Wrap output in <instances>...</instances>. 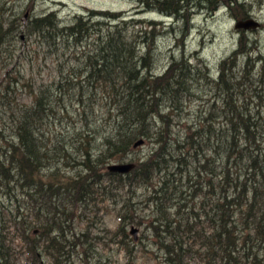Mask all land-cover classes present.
<instances>
[{
	"label": "trees",
	"instance_id": "obj_1",
	"mask_svg": "<svg viewBox=\"0 0 264 264\" xmlns=\"http://www.w3.org/2000/svg\"><path fill=\"white\" fill-rule=\"evenodd\" d=\"M136 1L135 13L128 15L91 9L90 15L80 14L65 25L57 22L55 13L28 20V36H35L58 58L60 74L51 85L39 86L35 102L20 111L16 97L7 103V110H2L6 100L0 101V191L21 204L8 211L0 201V264H14L22 254L27 264H74L82 245L92 246L90 230L71 225L77 216L74 208H83L78 198L92 196L107 212L114 211L110 201H119L107 195L116 196L114 188L120 193L127 188L132 193L144 190L153 215L147 228H152L162 252L159 264H264V59H258V78L251 56L240 69L237 51L222 60L217 77L205 62L196 66L184 57H173L165 72L156 75L149 54L142 51L156 38L150 29L156 23L142 14L157 10L177 17L195 6L213 13L236 0ZM239 5L245 14L243 3ZM90 40L96 43L93 50L81 48ZM62 48L71 51L60 52ZM67 55L77 65L71 72L61 71ZM16 61L14 54L7 66L17 65ZM13 68L3 80L12 76ZM17 74L16 85L23 78L20 68ZM200 85L209 86L213 97L200 104L194 124L188 126L177 114L173 127L182 125L180 133L165 138L152 131L154 115L168 117L160 114V108L185 109L188 96L203 97ZM97 104L104 111L102 128L77 127L78 150L86 147L90 133L102 149L95 160L86 151L84 162L91 172L78 170L73 174L76 180L70 181L63 178L67 173L59 165L78 159L66 155L65 139L44 132L43 126L53 127L62 114L85 121V127L92 125ZM71 107L75 108L70 111ZM141 138L153 140L159 150L126 175L107 170L113 156L127 154ZM51 139L54 145L49 148ZM54 185L64 189L49 193ZM123 207L125 211H116L120 223L114 238L128 237L127 227L139 219L129 201ZM14 237H20L18 254Z\"/></svg>",
	"mask_w": 264,
	"mask_h": 264
},
{
	"label": "rangeland",
	"instance_id": "obj_2",
	"mask_svg": "<svg viewBox=\"0 0 264 264\" xmlns=\"http://www.w3.org/2000/svg\"><path fill=\"white\" fill-rule=\"evenodd\" d=\"M239 3H243L245 14L241 12ZM225 5H227L226 2L213 13L201 9L195 12L192 10L183 12L181 19L176 16L168 17L157 10L142 14L141 17L148 18V20L156 23L150 25V29L156 33L155 42L150 39L146 47H142V51H146L150 56V63L154 67V73L156 75L163 74L172 63L173 57L178 59L184 57V59H188L191 64L196 66L198 64L203 66L206 63L209 72L213 73L214 77H217L222 60L237 51V55H239L237 62L240 69L244 68L247 57L251 56L255 64L254 77H260L259 60L264 59V0H236L230 7ZM136 7V0H35L34 2L32 0H0V22L4 23V39L7 36L8 28H10L11 33L7 36L10 39V43L6 46V58L4 60L0 58V84L7 80L8 77L5 80L3 79L10 68L14 67L10 75H14L17 78V66L15 64L10 67L7 66L8 63H12V58L14 57V53L10 52L11 50L16 48L23 51L25 49L30 55L31 53L35 54L33 58L28 56L24 60L17 56L16 64L19 63L18 67L21 69L23 77L18 85L15 82L11 83V88L16 93L14 96L17 98L16 102L20 104L17 111L33 104L36 100L37 92H39V86L44 87L42 86L43 84L51 85L60 74L57 68L56 59L58 58L51 55L47 48L36 40L35 36H28L26 26L29 19L55 13L62 23L65 24L71 23L80 14L90 15L88 11L91 9L124 11L128 15L135 13ZM247 19L259 22L260 26L250 29L236 28V23L239 20L247 21ZM95 44H92L90 40L88 47L80 46L86 50H93ZM70 45L68 43L63 48H68ZM63 48L59 51H71V49L64 50ZM242 49H253V51L248 52L245 56ZM197 58H201L199 59L200 61H197ZM252 60L250 64H252ZM261 62L263 61L261 60ZM9 82H11L10 78L8 79ZM196 88H198L197 84ZM200 88L204 89L202 90L204 93L203 97L200 99L197 96H188L184 103L185 109L163 107L161 110L162 114L168 116V118L164 117L163 121L158 115H154L152 118L153 130L162 132L165 138H169L172 133H180L182 125L175 123L176 126L172 127L167 124V122L173 123V121H177L175 120L177 119L175 117L177 114H182L185 117L182 122L188 126L190 123L194 124L197 120L196 114H198L197 110L200 108V104L204 102L203 100L213 97V91L209 86L200 85ZM68 103L69 106H72L70 100ZM13 106L16 107L15 105ZM74 108L71 107L70 111ZM189 113L192 115L190 116ZM62 116L64 118L59 121L56 120L53 127L44 125L43 131L55 133L60 138L61 135L67 134L69 136L67 139H71V142H68L69 145L67 146L64 145L66 155L76 157L78 163L71 162L70 164L69 162L67 164L68 160H63L59 166L62 167L67 175L70 174L71 176L78 170H83L84 174L89 173L91 171L86 170L87 165L84 162V155L88 151L91 159L95 160L102 146L98 140H93V134L90 133L86 137L89 142L84 143L86 147L79 152L81 137L79 130L76 128L80 127V130L85 129L87 131L91 128H102L100 121L104 116V111H101V107L98 104L95 105V111L92 115L93 124H89L87 127H85V121L81 122L76 118H68L65 114H62ZM6 120L10 121L9 114H7ZM110 131L111 129H106V132ZM6 135H9V129L6 131ZM48 145L49 148L54 145L52 139L49 140ZM158 148L159 144L156 145L153 140L146 139L143 145L137 148L132 146L127 154H122V156L116 154L113 156L109 160V164L144 161L150 157L152 151L155 149L158 151ZM87 163L94 164V162ZM143 193L144 190L142 189H139L136 193H132L128 188L122 190V195L118 199L119 204H116V201H110V208H114V211L110 212L103 209L102 204L99 207V202L94 204L93 200H91L92 204L87 208L77 207V210L76 207L74 208L77 216L74 219L75 223H71V225L76 227L77 230H90L89 239L92 240L91 247L88 243L82 245L80 248L82 255L74 258V264H159L160 259H162L160 256L162 252L158 247L157 238L152 228H147L153 215L152 208L148 207ZM129 200L133 205V209H136V216H139V219L134 220L135 223L127 227L128 237L114 238V233L120 223L116 211L119 209L125 211L126 209L123 205L128 203ZM19 204L20 202L14 198L11 201L9 198L4 199V205H6L8 211H10L8 208L11 211L12 209L15 211ZM70 206V209H72V204L67 205V207ZM78 214L81 216H78ZM67 226L70 225L68 224ZM133 228L137 229V239L132 233ZM11 230L13 231V226H11ZM120 239L123 242H119ZM13 240V246L16 247L20 243V237H14ZM127 248L129 250H126ZM15 249V253L18 254L20 248L17 246ZM84 249L88 251L84 252ZM85 258L86 261H83ZM14 264H27L26 255H18V259L15 260Z\"/></svg>",
	"mask_w": 264,
	"mask_h": 264
},
{
	"label": "bare ground",
	"instance_id": "obj_3",
	"mask_svg": "<svg viewBox=\"0 0 264 264\" xmlns=\"http://www.w3.org/2000/svg\"><path fill=\"white\" fill-rule=\"evenodd\" d=\"M33 2L35 1V0H32ZM260 3V2H259ZM222 6V5H221ZM226 6V5H225ZM220 8V7H219ZM218 8V9H219ZM200 8H199V6H195V7H193L192 8V10H193V12H195L196 10H199ZM217 9V10H218ZM202 10V9H201ZM216 10V11H217ZM207 11V10H206ZM246 12V11H245ZM248 14V13H247ZM56 15V20H57V22L60 24V25H65V24H67V23H65V24H63L62 23V21L57 17V14H55ZM81 15H84V14H81ZM177 17H178V19H181V15H177ZM247 20H250V19H247ZM241 20H239L238 22H240ZM237 22V23H238ZM237 23H236V25H237ZM1 24H2V28H1ZM260 24V23H259ZM260 26V25H259ZM258 26V27H259ZM257 27V28H258ZM42 28V27H41ZM237 28V27H236ZM243 28V27H242ZM238 29H241V28H238ZM243 29H247V28H243ZM248 29H250V28H248ZM3 31H4V23L3 22H0V58L2 59V60H4V54L7 52V48H6V46L10 43V39L9 38H7V36H9V34H11L10 33V28H8L7 29V32H6V38L4 39V34H3ZM94 33H98V31H95ZM21 39V38H20ZM12 41V40H11ZM12 45H13V43H12ZM3 50H5V51H3ZM10 52H12V53H14L16 56H18V57H21V59L22 60H24L25 58H27L28 56L30 57L31 55H30V53H28L25 49L23 50V51H21V49H13V50H11ZM19 64V63H18ZM16 65L17 67L19 66V65ZM19 68V67H18ZM75 68H77V65H76V63H75V61H74V59H73V57H71L70 55H67V56H65L64 58H63V61H62V65H61V71H66V72H71V71H73ZM82 72V71H81ZM83 72L85 73V69L83 70ZM19 75L17 74V81H18V79H19ZM10 78V80H11V82H9L8 83V79ZM9 78H7V80L6 81H4V82H2L0 85V101H4V100H6L5 101V105L4 106H2V110H6V107H7V103L16 95V93H14V91L12 90V88H11V83L12 82H15V79H16V77L14 76V75H12V76H10ZM51 91V90H50ZM6 93H9L7 96L5 95ZM50 93H52V91L50 92ZM8 98V99H7ZM161 110L163 109V108H160ZM161 110H160V114H162V112H161ZM161 119H162V121H163V118L164 117H161V116H159ZM166 118H168V117H166ZM167 124L168 125H170V126H172L173 127V124L174 123H170V122H167ZM153 128H154V125L152 124L151 125V129H152V131L153 132H157V131H155V130H153ZM67 137H69L67 134L66 135H61V138L59 137L58 139H65L67 142H71V139H67ZM141 139H143V138H141ZM140 140V139H139ZM139 140H137V141H139ZM144 140V139H143ZM136 141V142H137ZM135 142V143H136ZM135 143H134V145H135ZM144 143H145V140H144ZM143 143V144H144ZM142 144V145H143ZM65 146H67V145H69L68 143L67 144H64ZM133 145V146H134ZM139 146H141V145H139ZM139 146H137V147H139ZM137 147H135L134 146V148H137ZM127 163H134V164H136V167L132 170V171H134L137 167H138V161L137 162H134V161H127V162H122V163H111V164H127ZM144 163V162H143ZM108 165H110V164H108ZM147 165H145L144 167H145V169H144V171H146V169H147V167H146ZM143 167V168H144ZM131 171V172H132ZM142 171H143V169H142ZM140 174H144V173H140ZM145 175V174H144ZM63 178H66V179H68V180H70V181H75L76 180V178H75V176L74 175H70V174H68V175H63ZM103 184H105V183H103ZM75 185H76V182L74 183V187H75ZM64 189V187L63 186H61V185H54L52 188H49V193H59L61 190H63ZM94 189H98V185L96 186V187H94ZM93 189V190H94ZM103 191H105L104 189H102ZM114 193H117V195L116 196H112V195H110V194H107L108 195V197H117V200L120 198V196H121V193L120 192H118V190L117 189H115L114 188ZM37 192H38V190H37ZM104 195V194H103ZM6 199V198H9V200L11 201V199H12V195H9V197H7V195H5V194H3L1 191H0V201L2 202V204L4 205V199ZM88 198V197H87ZM128 199H130V198H128ZM78 200H79V202H81L82 203V205H83V207H88V206H90L91 204H92V202H91V200H93L94 201V204H97L98 203V201H97V199H95V198H93L92 196H91V198L89 197V199H86V200H83V199H81V198H78ZM98 205H99V207L101 206V204H99L98 203ZM6 206V205H5ZM129 207H130V209H132L131 211H134V212H136V209H133V205H132V203L130 202V200H129Z\"/></svg>",
	"mask_w": 264,
	"mask_h": 264
},
{
	"label": "water",
	"instance_id": "obj_4",
	"mask_svg": "<svg viewBox=\"0 0 264 264\" xmlns=\"http://www.w3.org/2000/svg\"><path fill=\"white\" fill-rule=\"evenodd\" d=\"M259 22L254 21L252 19L247 20V21H240L237 23L236 27L237 28H257L259 26ZM144 143L143 139H140L139 141H137L135 143V147L142 145ZM136 167V164L134 163H127V164H110L108 165V170L110 172H115V173H120V174H128L130 173L134 168ZM132 233L135 235V239H137L136 237V233H137V229L133 228L132 229Z\"/></svg>",
	"mask_w": 264,
	"mask_h": 264
}]
</instances>
